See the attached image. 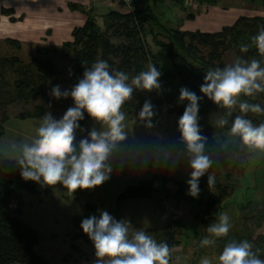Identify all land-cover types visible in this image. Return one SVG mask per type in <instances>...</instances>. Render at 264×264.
Listing matches in <instances>:
<instances>
[{
	"label": "trees",
	"instance_id": "trees-1",
	"mask_svg": "<svg viewBox=\"0 0 264 264\" xmlns=\"http://www.w3.org/2000/svg\"><path fill=\"white\" fill-rule=\"evenodd\" d=\"M67 2V7L72 12H78L84 16V21L74 26L70 32V38L54 46H37L35 52L27 60H23L16 54H1L0 52V140L5 134V123L9 118L8 108L12 105L29 106L34 99L38 103L30 109L24 110L16 115L24 120L30 118L42 119L46 108L53 104L54 99L48 98L46 90L49 85H55L60 70L54 60V56L65 58L68 62L71 82L76 83L82 78L85 67H90L97 59L106 60L111 68L122 70L135 75L146 70L150 63H154L161 71V89L171 87L173 80L180 77L184 86L195 92L198 96L204 75L209 69L223 68L225 65L223 57L226 51L232 50L235 59L237 57L257 58L262 60L255 48H250L248 53H241L240 46L249 44L251 37L264 27V16L245 15L237 16L230 24L220 26L214 31H200L181 29L180 27H166L162 24L154 12L151 0H132L133 10L121 12L117 9L108 8L99 15L93 3ZM184 7L185 0H175ZM200 3L215 5L216 0H199ZM122 3V2H121ZM123 5V3H122ZM124 7V5H123ZM12 9H0V13L11 15ZM193 17V14H189ZM19 17L18 19H20ZM17 18L11 16L10 21L15 22ZM163 34L166 41L158 39ZM151 35L152 41L157 44L164 56L171 61L172 69L164 70L156 62L154 56L146 43V36ZM118 40V41H116ZM3 42L9 46L19 49L21 42L16 39L4 38ZM206 50V52H204ZM151 93L136 91L133 101L125 104L123 111L127 120L138 115L141 109V98L143 94ZM256 96L264 99V93ZM65 102L66 108L73 106V101L60 99ZM169 105V113L173 112L172 100L169 93L163 100L155 99L153 105L158 110L163 104ZM209 107L220 114L224 109L218 108L211 100L204 97L199 102V107ZM181 109L178 113L182 114ZM175 113V112H174ZM177 114V113H176ZM240 114L237 110L233 117H229V125L235 115ZM159 115V114H158ZM157 115V116H158ZM89 118L85 113V119ZM246 118L250 119V113ZM80 121L82 125L85 121ZM154 117L153 121L158 122ZM255 122L254 118L252 119ZM202 135H206L205 133ZM180 138V133L178 135ZM249 152L243 146L227 145L212 160L213 167L209 174L214 175L215 184L209 189L207 175L199 182L201 187H207L209 194L197 203L194 214L200 223L202 231L207 234V227L217 221L221 200L228 197L233 191L238 175L242 174ZM174 185L173 187L169 184ZM187 182L171 178L166 170L155 173L149 179L137 180L126 185L115 197V207L118 208L123 202L132 199L149 200L154 205V210L165 213V201L173 199L177 204L190 197L185 194ZM51 187L42 186L32 181H25L20 176V170L14 160L6 157L0 150V264H51L44 256L36 250L39 243L38 233L27 224L21 217L22 202L20 191L32 195H46ZM81 190H77L76 193ZM260 204V205H259ZM259 205V207H258ZM85 211L81 215L71 218L72 230L68 233L71 239H81L90 243L80 227L81 221L92 215L99 217V207L95 204L86 203ZM243 222L241 229H233L227 237L220 238L213 246L217 258L222 252L224 245L230 240H248L253 244V250H258L260 258L264 259V233L253 237V229L246 226L249 221L260 226L264 220V202L243 203L240 206ZM254 210L257 213H253ZM166 229L173 227L174 244H178L176 231L179 220L174 213H169ZM72 241L70 247L75 251L79 248ZM194 264V263H193ZM218 264V259L215 262Z\"/></svg>",
	"mask_w": 264,
	"mask_h": 264
},
{
	"label": "clouds",
	"instance_id": "clouds-1",
	"mask_svg": "<svg viewBox=\"0 0 264 264\" xmlns=\"http://www.w3.org/2000/svg\"><path fill=\"white\" fill-rule=\"evenodd\" d=\"M253 47L264 58V27L251 37L249 44L240 46V52L248 53ZM161 75L154 63L130 76L111 68L106 60L97 59L90 67H85L82 78L70 89L62 91L59 85L54 86L50 95L56 100L70 98L73 106L67 108L60 119L46 112L31 140L14 142L15 152L11 158L21 178L46 187L59 184L72 195L77 190H91L107 182L113 172L114 155L120 157L121 164L148 165V159L141 157L139 149L133 146L124 149L129 136L123 109L136 91L159 92ZM200 93L202 95L198 96L187 87H181L178 98V103L187 101L177 128L191 169L187 184L188 195L193 198L199 196V182L205 175L209 189L215 184L214 175L209 174L214 162L205 154L207 137L201 134L199 124V102L204 97L225 110L215 122L219 128L229 125L228 118L238 109L240 114L232 118L228 134L238 138L249 152L264 153V123L255 125L246 118L249 113L264 114V107L242 99L264 93L262 60L241 56L223 68L209 69ZM85 113L99 128H91L87 136L77 140V131H86L80 124ZM156 115L155 106L146 99L137 119L145 127H152ZM80 227L93 243L95 264H171L175 249L167 242H158L145 230L134 229L129 221L116 220L105 210L99 211V217L92 215L83 219ZM230 228V217L221 213L217 221L207 227L208 235L200 240V247L214 246L218 239L228 236ZM217 259L218 264H264V259L248 240L228 241ZM200 264H212V261L205 257Z\"/></svg>",
	"mask_w": 264,
	"mask_h": 264
},
{
	"label": "rangeland",
	"instance_id": "rangeland-1",
	"mask_svg": "<svg viewBox=\"0 0 264 264\" xmlns=\"http://www.w3.org/2000/svg\"><path fill=\"white\" fill-rule=\"evenodd\" d=\"M80 2L79 0H0V7H7L12 9L11 15H4L0 13V52L1 54H16L23 60H27L31 54L35 52L37 46H56L61 43V38L64 40L67 32H59V28L66 29L67 25H80L84 21V16L78 12H72L67 7V2ZM188 5L184 7L180 6L175 0H151L154 12L157 14L160 22L166 27H180L181 29L188 30H200V31H213L218 29L223 24H228L227 21H214L209 22L205 27L198 24L199 19L193 21L188 18L189 14L198 15L203 11H207L210 4L200 3L199 0H185ZM83 3L91 2L96 7L97 14L100 15L105 13L108 8H114L121 12H127V8L123 7L119 0H83ZM218 6L217 10H227L226 7L231 6L235 11L231 10L229 14L232 20L238 14L245 15H261L264 16V0H216ZM194 4V5H193ZM214 6V7H215ZM241 9V10H240ZM240 11V13L238 12ZM15 12V14H14ZM17 18L15 22L10 21V17ZM21 17L20 19H18ZM194 18V17H193ZM203 16L200 18L202 19ZM212 24L211 26H208ZM208 26V27H207ZM63 30V29H62ZM4 38L16 39L21 42L19 49L9 46L3 42ZM158 39L166 41L163 34L158 35ZM118 41V40H116ZM146 43L151 50L154 59L158 62L164 70L172 69V64L167 59L161 48L152 41L151 35L146 36ZM206 52V50H204ZM54 60L57 63L60 73L58 80L55 85H49L46 94L48 98L54 99L52 105L46 108V112H51L53 117L56 119L62 118L63 114L67 110L66 104L62 100H56L50 95L51 89L59 85L61 90L70 89L74 83L71 81V73L68 62L65 58L54 56ZM223 61L225 64H231L235 61V55L232 50L225 52ZM185 87L181 78L176 77L171 87L168 89H161L157 93L143 94L141 98V106L146 99H150L152 104L155 99L163 100L166 97V93L171 96L173 106V112L169 113V105L163 104L158 110H155L157 115L155 117L161 119L164 123H170L168 133L171 129L177 128V122L179 117L182 115L178 112L185 108L187 101L178 103L179 89ZM249 103H258L264 107V99L258 98V96L249 98L242 97ZM133 101V100H132ZM38 103V99H34L29 106L23 105H12L8 108L9 118L5 123V134L0 140V150L4 156L11 158L15 152L14 142L28 141L31 140L35 134L36 129L39 126L41 119L30 118L21 120L16 115L24 110L30 109L33 105ZM238 110V109H237ZM175 112V113H174ZM177 113V114H176ZM183 113V112H182ZM222 114L218 113L214 109L210 110L209 107H199V124L201 127V134L207 137L205 145V154L213 159L224 147L227 145H238L242 146L238 138L231 137L227 130H223L216 126V120ZM254 118L255 125L264 123V114H252L250 113V119ZM92 121V120H88ZM81 128H86L88 125H92L93 122H88ZM174 124V125H173ZM178 131V130H177ZM80 130L77 131V140L81 139ZM82 133V132H81ZM174 134V133H173ZM171 136V134H168ZM130 141L139 143V137H129ZM139 140V141H138ZM177 158L172 159V166L177 169L179 180L187 182L190 178L189 173L191 171L187 157L185 154L184 145L180 141L177 135L175 139ZM129 146V145H128ZM12 159V158H11ZM203 178V177H202ZM201 178V179H202ZM200 179V180H201ZM173 184V183H172ZM171 183L169 186L173 187ZM201 191L197 198H193L188 195L189 186L185 190V194L190 197L189 200H184L179 205H183L186 210H190L187 215L183 216L184 225L179 227L176 231V235L180 239L179 250L183 249L181 254H177L179 259L177 264H190L191 260L194 264H200L201 260L205 257L215 264L217 261V254L214 251L213 246L211 247H200V240L203 239L205 234L201 227L198 219L194 216V211L197 210V203L200 199H204L209 194L207 187H201ZM95 189V188H94ZM81 190L78 193L69 195L67 190L62 185H56L51 187L49 193L46 195H32L25 191H20V200L22 202L21 217L29 224L39 235V243L36 248L37 252L44 256L49 262L56 264H78L79 262L75 259L76 255L69 260H65L64 256L72 243V239L69 236V232L72 230L71 218L75 215H81L84 211V205L86 203L95 204L99 207V210H105L111 214L115 219L123 217L131 223L134 229H137L138 225L144 224L145 216L147 211L139 210L135 206V202L132 200L127 201L126 204L122 205L120 210L113 209L114 195L119 192L122 187L120 185H114L111 180H108L103 185L97 187L96 190ZM169 206L173 199H170ZM112 202L107 206V202ZM262 203L264 202V153H251L248 155L245 162V167L242 174L238 175L236 184L234 185L231 194L222 199L221 209L219 210L218 216L221 213H226L230 217L231 228L241 229V223L243 219L241 215L244 213L240 212V206L243 203ZM144 203H147L144 201ZM260 205V204H259ZM258 205V207H259ZM145 210V209H144ZM152 212V211H151ZM253 213H257L254 210ZM160 211H157V215H161ZM161 217V216H160ZM264 221V220H263ZM262 221V222H263ZM254 221H249L246 226L250 229H256L257 224H252ZM261 222V223H262ZM260 229L257 232L264 233V224H260ZM263 231V232H262ZM254 232V231H253ZM154 239L161 242L165 237L164 231L159 228L153 230L151 234ZM255 237V236H254ZM75 244L84 243L81 239L73 241ZM195 251V253H193ZM70 257V255H69Z\"/></svg>",
	"mask_w": 264,
	"mask_h": 264
},
{
	"label": "crops",
	"instance_id": "crops-1",
	"mask_svg": "<svg viewBox=\"0 0 264 264\" xmlns=\"http://www.w3.org/2000/svg\"><path fill=\"white\" fill-rule=\"evenodd\" d=\"M158 1H160V0H158ZM185 4L188 5L187 1H185ZM215 5H210L208 7L207 11L205 10V11L199 13L198 15L193 16L194 18L189 17V16H188V18L193 20V21H196L197 19H199L198 24L205 27V25L207 23L214 22V21H216V22L217 21H227V23L230 24L234 21V19L237 16L241 15V14L236 15L232 20H230L228 22V19H230V16H229L230 13H228V12H230L231 10L235 11L236 9H234L231 6H228V7H226L227 10H222V9L217 10L218 6H215ZM1 8L7 9V7H0V9ZM238 12L240 13L239 10H238ZM14 14H15V12H14ZM202 16H203V18L200 19ZM216 22H214L212 24H215ZM212 24H210L208 26H211ZM223 25H225V24H223ZM64 26H66V25H63V27H62L63 30L61 28H59L58 30H59V32H62V31L65 33L67 32L65 37H68V39H69L70 38V32H71L72 28L76 25H73V26L67 25L66 29H64ZM68 39L66 38V40H68ZM60 41L61 42L65 41L64 37L61 38ZM88 120H91V119L90 118L85 119L84 123L81 126H83L84 124L86 125ZM88 122H93V124L88 125L86 128H83L86 131H83L82 133L80 132L79 138H81V137L83 138V137L87 136V131L91 130V128H93V127L99 128V125L95 124L94 121H88ZM126 124H127L126 130H127L128 136L129 137L131 136L132 138L133 137H137V138L139 137L140 142L134 143V142L128 140L127 143L124 145V149L127 150L130 146H133V147L139 149L141 157H146L148 159V165H141L138 163L134 164L131 162H126L124 164H121L120 163V157L114 155L113 159L111 161L112 166H113V172L111 173V177L109 180H111V182L114 185H120L123 189L126 185H128L134 181L149 179L155 173L161 172L163 170H166L171 178H173L175 180H179V176H178L179 173H178L177 169L173 168V166H172V159L177 158V153H176L177 151L175 148L176 147L175 139L177 138V135H179V131H177L178 128H176V129L173 128L168 133L167 129H169V126H171V124L169 122L164 123L161 121V119L158 120L157 123L153 121L152 127H145L142 122L138 121L137 116L133 117L132 119L126 120ZM168 134H171V136ZM180 181H182V180H180ZM96 189H97V187L94 190H96ZM117 193L114 195V204H115V197H116ZM128 201H130V200H128ZM132 201L135 202V206L137 209H139V210L143 209L144 212L147 211V214L145 216L146 220L142 221V223H144V224L140 223L138 225L137 229H143L149 235H151L153 233V230L156 228H159L162 231H164L165 235L167 234L166 223H167V214L168 213L172 212L177 217V219L179 220V222H178L179 224H178V226H176V228L177 227L179 228V227H182L184 225L183 216L187 215L190 212V210L189 211L186 210L183 207V205L177 204V202L175 200H173L174 202H172L171 207H170L169 202L171 200H169V202L165 201V203H164V206L166 207L165 213H162L161 215H157V211L154 210V205L151 201L145 200V199H132ZM144 201L147 203H144ZM111 203L112 202L109 201L106 204L108 206ZM126 203H127V201L121 203L118 208L114 207L113 209L120 210L122 205H124ZM195 212H196V210L193 213L195 214ZM122 216L123 217L118 218L116 220H124V215H122ZM262 223L264 224V221ZM262 223H261V225H262ZM258 227H260V226H258ZM258 227L256 229H253V231H254L253 237L256 236L257 234H261V232H259V231L257 232V230L260 229ZM178 228H177V230H178ZM176 237L178 240V244H176V247L178 250L177 254H180V252L182 254V253H184L183 249L179 250L180 239L177 235H176ZM162 241H164V239ZM77 246L79 248L78 251H75L71 247L66 248L68 250L65 253H62V254L66 255V256H64L65 260L67 261V260H69V258L72 259L76 255L75 259L79 262L78 264H95L96 257H95V249H94L93 243L90 242V243L84 244V243L80 242V245L77 244ZM193 253H195V251ZM69 255H70V257H69ZM65 263L67 264L68 262H65ZM193 263H194V261L191 260L190 264H193ZM51 264H53V263L51 262ZM54 264H56V263H54Z\"/></svg>",
	"mask_w": 264,
	"mask_h": 264
},
{
	"label": "built area",
	"instance_id": "built-area-1",
	"mask_svg": "<svg viewBox=\"0 0 264 264\" xmlns=\"http://www.w3.org/2000/svg\"><path fill=\"white\" fill-rule=\"evenodd\" d=\"M119 1L123 3L124 7L127 8V11L133 10L132 0H119ZM169 215L170 214L168 213L167 220L171 219ZM173 231H174L173 227H170L169 230L167 231V234L165 235L164 241L167 242L170 247H173L175 249L171 264H177L178 250L176 245L174 244L175 236H173Z\"/></svg>",
	"mask_w": 264,
	"mask_h": 264
}]
</instances>
